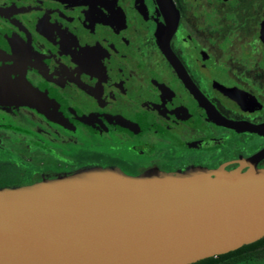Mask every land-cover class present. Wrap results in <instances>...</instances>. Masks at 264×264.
<instances>
[{
  "label": "flooded vegetation",
  "instance_id": "1",
  "mask_svg": "<svg viewBox=\"0 0 264 264\" xmlns=\"http://www.w3.org/2000/svg\"><path fill=\"white\" fill-rule=\"evenodd\" d=\"M169 1L0 0V187L248 169L264 133L224 122L264 124V0Z\"/></svg>",
  "mask_w": 264,
  "mask_h": 264
},
{
  "label": "water",
  "instance_id": "2",
  "mask_svg": "<svg viewBox=\"0 0 264 264\" xmlns=\"http://www.w3.org/2000/svg\"><path fill=\"white\" fill-rule=\"evenodd\" d=\"M224 123L264 133V124ZM263 156L245 160L247 170L87 167L0 188V264H194L237 250L264 238Z\"/></svg>",
  "mask_w": 264,
  "mask_h": 264
},
{
  "label": "trees",
  "instance_id": "3",
  "mask_svg": "<svg viewBox=\"0 0 264 264\" xmlns=\"http://www.w3.org/2000/svg\"><path fill=\"white\" fill-rule=\"evenodd\" d=\"M259 256H264V238L243 245L232 252L208 257L194 264H249L251 261L257 260Z\"/></svg>",
  "mask_w": 264,
  "mask_h": 264
},
{
  "label": "rangeland",
  "instance_id": "4",
  "mask_svg": "<svg viewBox=\"0 0 264 264\" xmlns=\"http://www.w3.org/2000/svg\"><path fill=\"white\" fill-rule=\"evenodd\" d=\"M0 188H2V187H0ZM260 261H258V260H253V261H251L249 264H258Z\"/></svg>",
  "mask_w": 264,
  "mask_h": 264
}]
</instances>
